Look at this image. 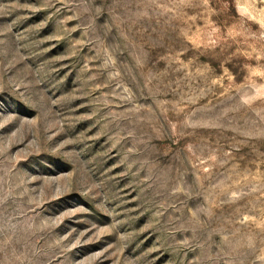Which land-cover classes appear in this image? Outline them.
<instances>
[{"label": "rangeland", "instance_id": "obj_1", "mask_svg": "<svg viewBox=\"0 0 264 264\" xmlns=\"http://www.w3.org/2000/svg\"><path fill=\"white\" fill-rule=\"evenodd\" d=\"M0 264H264V0H0Z\"/></svg>", "mask_w": 264, "mask_h": 264}]
</instances>
